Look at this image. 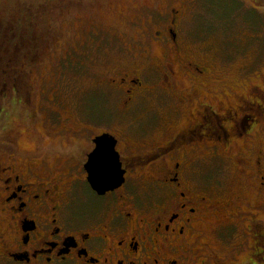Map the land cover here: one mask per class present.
I'll return each instance as SVG.
<instances>
[{
	"label": "flooded vegetation",
	"instance_id": "1",
	"mask_svg": "<svg viewBox=\"0 0 264 264\" xmlns=\"http://www.w3.org/2000/svg\"><path fill=\"white\" fill-rule=\"evenodd\" d=\"M183 15L184 11L176 8L158 14L155 29L151 28V33L141 31V39L135 41L140 61L130 54L126 64L105 81L121 93V107L128 115L123 126L110 130H94L92 121L69 117L59 109L64 105L60 98L67 100L70 92L60 77L51 86L44 80L37 83L44 103L36 109L31 102L37 72L33 73L42 64L43 54L54 49L55 42L37 49L38 43L31 36L28 46L21 45L23 37L17 41L15 22L5 21L4 27L0 21V28L14 37H8L6 49L9 54L17 52L22 62L17 65L9 58L0 69V264H237L235 257L220 253L204 235L208 229L215 240L227 238L224 251L236 247L230 188L223 197L215 181L219 171L214 168L206 172L202 163L216 156L217 144L225 143L221 146L227 149L225 120L232 119L240 132L241 122L246 124L252 115L238 117L225 107L216 112L213 105L201 103L192 112L189 110L186 123L162 141L157 136L160 117L195 96L194 90L185 91L177 85L174 76L181 73L189 82L199 83L209 70L206 63L189 59L190 51L183 46L179 30ZM151 39L169 55H175L176 64L164 66L163 74L155 64L152 72L147 70L152 65L143 53L145 47H152ZM25 65H29L26 73ZM69 66L75 68V63L69 62ZM154 71L159 73L154 82L159 83L157 87L146 82L153 79ZM252 89L241 109L264 106V77L261 88ZM154 94L173 102L164 111H138L144 108L146 97L152 99ZM16 96L24 98L36 129L38 122L42 124V133L47 134L42 135L44 145L36 141L26 148L18 142L19 131L5 130L2 101H12ZM98 106L89 104L95 121ZM36 111L44 115L42 121L36 119ZM144 119V128L136 126ZM72 120L74 123L64 126L63 121ZM103 134L115 142L124 179L120 186L98 193L90 187L87 162L96 147L95 140ZM208 142L214 144L209 146ZM192 147L204 149L198 167L196 160L187 155ZM254 169L252 180L264 193V168ZM224 206L228 209L221 219L213 223L214 228L209 227L206 220ZM259 226L252 225L251 232Z\"/></svg>",
	"mask_w": 264,
	"mask_h": 264
},
{
	"label": "rangeland",
	"instance_id": "2",
	"mask_svg": "<svg viewBox=\"0 0 264 264\" xmlns=\"http://www.w3.org/2000/svg\"><path fill=\"white\" fill-rule=\"evenodd\" d=\"M246 1L248 2L0 0V21L2 20L4 27L5 21L15 22V26L12 23L9 25L15 27L18 42L20 36L23 37L24 42L21 45L28 46L27 40L31 36H34L38 43L37 49L40 48L39 45L55 42L54 49L43 54L42 64L33 73L34 75L37 72L33 76L36 83L31 102L36 109L44 103L38 91L39 87H36L37 83L44 80L51 86L52 81L60 77L65 79L70 92L67 100L60 98L64 105L59 109L69 117L92 121L94 130H110L123 126L128 115L125 116V109L121 107V93L109 88L105 81L117 72L115 70L121 68L120 65L126 64L130 54L138 60L137 62L140 61L135 41L141 39V31L151 33L150 29H155L158 14L172 8L184 11L179 28L182 32L183 46L190 51V60L206 63L209 70L204 77L199 78V83L189 82L186 76L179 72L178 76H174L177 85H181L185 91L194 90L195 96L187 104H176V110L169 112L165 117H160L162 119L157 127L158 140L162 141L178 126L186 123L189 110L192 112L194 107L201 103L213 105L216 112L225 107L232 110L231 112L235 111L238 117L245 113L252 115L249 121L246 120V124L244 121L241 122L240 132L239 128L233 125L232 119L225 120L224 126L228 131L227 149L224 150L221 146L225 143L217 144L216 156L209 162L202 163L206 172H212L214 168L219 171L215 181L223 197L228 195L226 189L230 188L236 247L231 252L224 251L227 238L215 240L213 232L208 229L204 231V235L211 246L216 247L220 253L235 257L237 264H264V193L257 189L258 184H255L251 177L255 167L264 168V106L259 109L248 106L240 108L243 102L250 99L252 87L257 86L260 89L263 83L264 0ZM8 32L7 29L0 28V69L5 67L9 58L14 59L17 65L22 63L17 52H10V55L6 49L9 45L8 37L14 38L10 33L8 35ZM150 42L152 47H145L146 51L143 53L145 61L152 65L150 68L147 67V70L152 72L155 64L159 73L163 74L164 66L176 64L175 55H169L153 39ZM69 62H74L75 68L70 67ZM130 66L131 64L127 67ZM28 67L29 65H25V73ZM159 73L154 71L153 79L146 82L157 87L159 83L154 82ZM174 95L173 93L172 96ZM151 97L155 98L152 100L146 97V102H143L144 108L138 111L152 108L164 111L173 102L169 97L161 99L155 94ZM15 98L13 97L12 101L9 98L2 101L4 104L2 124L5 125V130L19 131L18 142L26 148L36 141L44 145L42 135L47 134L44 131L42 133V126L40 128L42 124L38 122L36 129L24 98L23 100L17 96ZM91 103L99 105L95 117L97 121L90 114L93 108L89 107ZM36 113V119L42 121L44 115L39 111ZM70 122L73 120L63 121V124L68 127ZM146 125V119L142 120L140 125L138 122L136 124L143 128ZM206 144L210 146L214 142ZM203 150V147L188 149V158L196 160L195 167H198L199 163L201 165L202 161L200 162L199 158ZM243 170L246 171L245 174ZM235 196L237 198H233ZM227 209L228 206H224L217 215L212 213L206 220L207 225L214 228L213 223L221 219L222 213ZM258 224L259 228L251 232L252 225Z\"/></svg>",
	"mask_w": 264,
	"mask_h": 264
},
{
	"label": "water",
	"instance_id": "3",
	"mask_svg": "<svg viewBox=\"0 0 264 264\" xmlns=\"http://www.w3.org/2000/svg\"><path fill=\"white\" fill-rule=\"evenodd\" d=\"M96 147L91 151L87 162L90 187L98 193L120 186L124 179L119 155L114 150L115 142L107 134L95 140Z\"/></svg>",
	"mask_w": 264,
	"mask_h": 264
},
{
	"label": "snow or ice",
	"instance_id": "4",
	"mask_svg": "<svg viewBox=\"0 0 264 264\" xmlns=\"http://www.w3.org/2000/svg\"><path fill=\"white\" fill-rule=\"evenodd\" d=\"M219 115H220L221 117H224L225 119H227V118H228V117H226V116H225V114H224V113H220Z\"/></svg>",
	"mask_w": 264,
	"mask_h": 264
}]
</instances>
